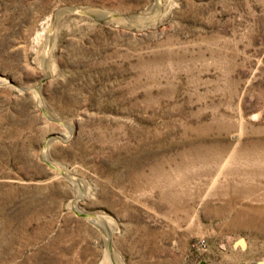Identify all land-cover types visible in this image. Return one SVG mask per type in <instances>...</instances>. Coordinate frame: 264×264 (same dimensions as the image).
Wrapping results in <instances>:
<instances>
[{"label":"rangeland","instance_id":"374dc122","mask_svg":"<svg viewBox=\"0 0 264 264\" xmlns=\"http://www.w3.org/2000/svg\"><path fill=\"white\" fill-rule=\"evenodd\" d=\"M0 264H264V0H0Z\"/></svg>","mask_w":264,"mask_h":264},{"label":"water","instance_id":"95a60500","mask_svg":"<svg viewBox=\"0 0 264 264\" xmlns=\"http://www.w3.org/2000/svg\"><path fill=\"white\" fill-rule=\"evenodd\" d=\"M51 167H54L52 164L48 163Z\"/></svg>","mask_w":264,"mask_h":264}]
</instances>
